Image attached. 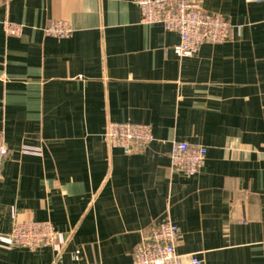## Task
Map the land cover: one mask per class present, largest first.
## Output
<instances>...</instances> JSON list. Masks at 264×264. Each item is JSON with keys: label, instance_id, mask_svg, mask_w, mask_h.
Returning a JSON list of instances; mask_svg holds the SVG:
<instances>
[{"label": "crops", "instance_id": "0c3cea01", "mask_svg": "<svg viewBox=\"0 0 264 264\" xmlns=\"http://www.w3.org/2000/svg\"><path fill=\"white\" fill-rule=\"evenodd\" d=\"M199 3L231 35L180 57V34L143 23L134 0H0V235L15 211L67 237L60 254L0 248V264H134L168 219L202 264H264V2ZM51 21L71 35H46ZM110 122L150 124L156 140L126 154ZM173 140L207 148L197 175L173 169Z\"/></svg>", "mask_w": 264, "mask_h": 264}, {"label": "built area", "instance_id": "2783aa9c", "mask_svg": "<svg viewBox=\"0 0 264 264\" xmlns=\"http://www.w3.org/2000/svg\"><path fill=\"white\" fill-rule=\"evenodd\" d=\"M142 12V22L162 25L167 30L177 31L181 41L175 47L180 57L195 55L207 43L226 42L232 32L231 22L219 14L202 9L199 0H134ZM249 3L264 0H247ZM9 35H21L24 26L5 22ZM73 29L68 22L51 21L45 28L46 35L66 38ZM105 139L111 147L120 148L126 154L135 153L156 140L152 125L132 122H110ZM24 153L40 151L24 148ZM9 146L0 132V169L9 156ZM208 150L204 146L191 145L186 141L173 140L170 159L174 170L186 176L197 175L205 165ZM13 223L9 233L0 235V248L15 247L35 251L42 247H52L57 254L66 245L67 237L58 231L50 221H34L20 218L12 212ZM181 239V228L172 220H165L143 236L136 247L134 264H202L196 254L184 255L177 251ZM56 264V263H55Z\"/></svg>", "mask_w": 264, "mask_h": 264}]
</instances>
